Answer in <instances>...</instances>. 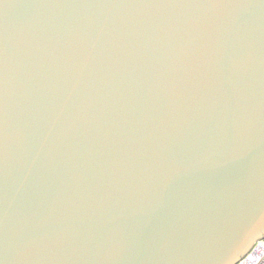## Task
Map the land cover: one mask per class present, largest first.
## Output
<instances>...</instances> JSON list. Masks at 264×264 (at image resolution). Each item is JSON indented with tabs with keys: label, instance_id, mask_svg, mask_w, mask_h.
Returning a JSON list of instances; mask_svg holds the SVG:
<instances>
[{
	"label": "water",
	"instance_id": "1",
	"mask_svg": "<svg viewBox=\"0 0 264 264\" xmlns=\"http://www.w3.org/2000/svg\"><path fill=\"white\" fill-rule=\"evenodd\" d=\"M264 236V0H0V264H234Z\"/></svg>",
	"mask_w": 264,
	"mask_h": 264
},
{
	"label": "built area",
	"instance_id": "2",
	"mask_svg": "<svg viewBox=\"0 0 264 264\" xmlns=\"http://www.w3.org/2000/svg\"><path fill=\"white\" fill-rule=\"evenodd\" d=\"M234 264H264V236L257 238Z\"/></svg>",
	"mask_w": 264,
	"mask_h": 264
}]
</instances>
